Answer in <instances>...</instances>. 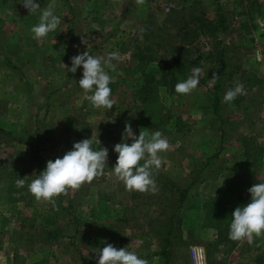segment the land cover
I'll list each match as a JSON object with an SVG mask.
<instances>
[{
    "label": "rangeland",
    "instance_id": "obj_1",
    "mask_svg": "<svg viewBox=\"0 0 264 264\" xmlns=\"http://www.w3.org/2000/svg\"><path fill=\"white\" fill-rule=\"evenodd\" d=\"M19 2L0 0V264H96L92 251L104 246L101 241L126 246L148 264H192L190 247L206 250L216 236L204 226L202 202L225 196L233 211L248 202L249 187L264 181V0H39L41 7L56 5L63 29L39 41L29 30L37 14ZM218 9L224 31L211 38L194 30L192 15L215 19ZM184 35L190 44L182 45ZM144 38L159 43V56L141 74L133 53ZM177 45L186 46L192 59L177 81L195 65L201 68L199 85L182 95L175 84H159L161 121L151 126L135 92L149 75H159ZM85 50L119 53L109 70L115 100L110 110L84 99L74 81L82 76L80 67L68 71L70 57ZM213 75L221 76L220 118L209 106ZM236 82L242 94L223 102ZM125 123L137 134L141 128L160 130L168 138L154 192L126 190L112 174L118 155L113 145L121 141ZM89 137L108 148L105 172L54 197L55 207L29 192L31 177L16 185L18 176H35L48 159ZM178 186L189 189L166 260L153 230ZM210 247L206 264H264L253 260L255 247L264 257V234L233 247Z\"/></svg>",
    "mask_w": 264,
    "mask_h": 264
},
{
    "label": "clouds",
    "instance_id": "obj_2",
    "mask_svg": "<svg viewBox=\"0 0 264 264\" xmlns=\"http://www.w3.org/2000/svg\"><path fill=\"white\" fill-rule=\"evenodd\" d=\"M19 3L28 13L37 14L36 23L29 29L34 40L39 41L49 33L63 30L61 16L57 14L54 3L43 7L39 0H20ZM143 31L141 27L140 32ZM119 59V53L115 50L106 55H94L88 50L78 51L70 57L71 66L67 67L68 71L75 73L78 67L81 68V78L74 81L83 90L84 99L94 108L110 110L114 106L115 100L110 87L113 77L109 70L115 69L113 61ZM200 72L201 68L194 65L186 78L176 82L174 91L187 95L197 90ZM208 82L210 86L214 85L215 75ZM242 92V83L236 82L233 87L225 90L222 100L230 103ZM141 129L137 134L129 123H125L121 141L113 145L112 150L118 155L111 171L126 190L154 192L155 175L162 163L161 154L169 149V141L160 130ZM99 145L100 141L94 143L91 137L75 141L62 156L48 159L38 174L23 178L18 176L15 183L18 187L23 186L26 177H31L28 182L29 192L36 200L49 201L55 207L54 197L65 193L69 188L78 189L82 184L104 174L105 166L108 165V148L98 147ZM247 191L250 193L248 202L235 207L231 212L228 237L235 241L247 238L251 242L254 235L264 234V181L255 182ZM101 243L103 247L92 251L96 253V264H148L147 259L126 246L117 248L112 243Z\"/></svg>",
    "mask_w": 264,
    "mask_h": 264
},
{
    "label": "trees",
    "instance_id": "obj_3",
    "mask_svg": "<svg viewBox=\"0 0 264 264\" xmlns=\"http://www.w3.org/2000/svg\"><path fill=\"white\" fill-rule=\"evenodd\" d=\"M189 21L196 26L194 30L201 29L202 34L211 38H214L219 32L224 31L226 28L224 24L225 16L220 10L217 12L215 19H209L205 15L197 13L192 15ZM182 42V45L191 43V41L185 39V35ZM182 45H177L176 48H178L175 49L170 58L165 60L159 75L156 78L153 75H149L135 92L136 99L140 102L141 112L151 126L157 125L161 121L163 110V105L157 93L158 85L162 84L173 87L177 82L176 74H183L190 67L192 59L187 56L188 48ZM158 52L159 43L153 39L144 38L141 42V46L135 47L133 55L136 60V66L141 74H146L145 68L147 63L156 60L159 56ZM222 63L223 61H221V64ZM220 79V75L215 77L216 83L214 84V91L209 96L210 110L216 118H220V85L218 84ZM251 80L260 81V79ZM110 87L113 90V82H111ZM188 187H176L177 193L169 201L170 207L167 213H165L163 222L161 224H155V229L153 230L154 233L161 236L162 245H160L158 254L166 258V260L171 255V236L179 228L177 210L181 207L187 196ZM231 211V203L225 196L215 195L202 202L204 226L213 228L216 231L215 239L205 244V252L208 253L209 249L212 248L210 246H236L238 241L229 239L228 237V225L231 220ZM246 248L247 250L251 248L248 246V243ZM254 250L257 251V253L253 255L254 262H264V257L258 252V250L260 251L261 249L255 247ZM14 257H17L16 253H14Z\"/></svg>",
    "mask_w": 264,
    "mask_h": 264
},
{
    "label": "built area",
    "instance_id": "obj_4",
    "mask_svg": "<svg viewBox=\"0 0 264 264\" xmlns=\"http://www.w3.org/2000/svg\"><path fill=\"white\" fill-rule=\"evenodd\" d=\"M190 260L193 264H206L205 258H204V249L201 248V252H198L197 246H191L190 247Z\"/></svg>",
    "mask_w": 264,
    "mask_h": 264
},
{
    "label": "crops",
    "instance_id": "obj_5",
    "mask_svg": "<svg viewBox=\"0 0 264 264\" xmlns=\"http://www.w3.org/2000/svg\"><path fill=\"white\" fill-rule=\"evenodd\" d=\"M14 254V253H13ZM204 254H205V250H204ZM13 258H14V255H13ZM204 258H205V262H206V254L204 255ZM11 262H13V259L11 260ZM11 264V263H10ZM193 264V263H192ZM195 264H198V263H195Z\"/></svg>",
    "mask_w": 264,
    "mask_h": 264
}]
</instances>
